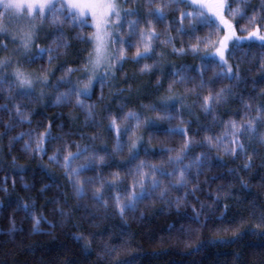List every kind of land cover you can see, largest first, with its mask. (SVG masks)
I'll list each match as a JSON object with an SVG mask.
<instances>
[{
  "label": "trees",
  "instance_id": "16d2710c",
  "mask_svg": "<svg viewBox=\"0 0 264 264\" xmlns=\"http://www.w3.org/2000/svg\"><path fill=\"white\" fill-rule=\"evenodd\" d=\"M163 3L169 0H152V7L147 6V0H137L140 27L145 25V15ZM229 3L232 8L247 5L241 8L245 14L225 13L238 37L256 29L264 34V23L260 22L264 14L259 13L264 0H227ZM132 6L124 4L125 9ZM182 11L192 8L173 3L163 9V22L151 25L159 37L153 44L154 51L136 64L133 58L138 27L122 68L115 67L114 77L105 81L103 87L96 85L90 97L81 98L84 108L77 106L74 94L59 105L54 101L58 93L86 81L84 61L92 45L82 43L80 37L87 41L93 33L88 23L81 29L67 22L56 26L46 22L36 45L56 49L52 34L59 28L67 38L68 48L59 49L51 64L45 53L32 63L27 56L21 57L17 59L19 65L16 61L4 70L5 77L14 80L10 71L19 66L34 77V83L31 95H19L27 89L18 82L11 88L7 82L0 85V264H264V114L257 112V106L264 104V47L261 42L251 41L233 49L229 63L233 72L238 66L239 79L220 76L221 69L208 58V66L202 69L200 57L208 55L212 46L205 48L200 44V51L193 54L190 45L197 43V37L207 38L210 32L216 41L223 32L197 25L198 31L190 36L189 20L184 19L185 34H178ZM254 15L255 23L250 21ZM117 35L129 38L126 24ZM168 37L177 48L189 50L182 55L174 53L171 44L162 43ZM35 49L38 51L35 46L29 55L34 56ZM140 50L143 51L142 46ZM115 52L118 54V46ZM144 64L152 67L141 72ZM182 67L187 80L179 83V75L173 77L172 73ZM45 74L46 88L35 79ZM201 77L206 84L202 89ZM221 90L227 95L213 100L212 111L206 113L203 98L214 97ZM165 103L169 105L171 120L163 118L164 113L151 110V105ZM89 105L94 106L95 113L91 120L87 117ZM130 110L141 114V124L134 133L122 137L124 151L113 153L116 131H108V125L113 116L122 117ZM144 117L154 121L155 126L146 129ZM253 120L254 137L249 139V133H244L237 140L233 122L239 128ZM127 123L118 120L121 129ZM167 129L179 131L170 133ZM46 131L58 139L49 140L44 145L46 154L41 155L35 149ZM21 133L26 135L14 139ZM135 137H142L140 155L129 164L128 145ZM185 140L191 142L189 157L205 153L206 158L199 174L195 168L189 169L183 186L177 181L179 171L175 176H158L160 188L123 215L115 206L114 189H101L100 203L93 199L102 178L107 185H118L121 203L127 202L131 192L140 191L139 187L133 189L130 175L136 165L145 161L171 171L168 161L183 149ZM217 140L222 143L217 144ZM235 142L245 145L243 152L232 151ZM25 144H30L27 151ZM77 145L100 150L101 155L106 149L111 155L105 157L102 167L97 161L79 177H70L65 174L64 157L74 154ZM144 149L150 155H144ZM57 150L59 163H50L48 157ZM91 156V151L84 153L72 161V168L83 165ZM245 164L251 166L245 168ZM97 167H101L99 172ZM114 173H118V178ZM76 179L84 187L83 198L75 195L71 181ZM161 191L165 193L163 199ZM33 217L41 221L36 232L32 231ZM13 222L16 230L10 236Z\"/></svg>",
  "mask_w": 264,
  "mask_h": 264
},
{
  "label": "snow or ice",
  "instance_id": "6c2138e0",
  "mask_svg": "<svg viewBox=\"0 0 264 264\" xmlns=\"http://www.w3.org/2000/svg\"><path fill=\"white\" fill-rule=\"evenodd\" d=\"M131 3L133 6L131 8L125 9L124 4ZM175 3L178 6H183L184 8L192 7V11H182L181 12V27L177 29L178 34H185L182 27L184 19H188L190 23L191 31L187 33L191 34L198 31L197 25H202L208 27L209 29H214L216 31H222L223 36L218 41H213L211 39V32L209 36L205 39L197 37V43L190 45V51L193 54H196L200 51V44H203L205 48L209 45L212 46L214 52L212 54L211 64L221 69L219 73L220 76L232 80L235 78L239 79V68L233 72V67L229 64V57L233 54V49L241 46L240 38L236 37L235 31L233 30V25L230 20L225 18V13H229L232 16L242 15L245 13L241 12L242 7L247 5L238 4L236 8H232V5L225 4L224 0H216L212 3L209 0H169V3L157 4L155 5V11L148 12L143 18L145 25H141V17L139 13V5H137V0H123L122 3L118 0H59V6H57V0H0V21L7 20V24L0 25V33H6L7 27L11 24L16 25V31L12 36L11 43L16 45L17 53L20 56H27L28 62L32 63L37 59H41L45 53L48 55V63L51 64L52 60L56 59V52L59 49H67L68 44L66 42L67 38L64 36V33L57 28V30L52 34L53 43L57 44V48L53 49L51 47L42 48L39 45H35L36 34L39 31L34 21L38 18L41 21V24L48 22L52 26L57 24H63L65 22L71 24L73 28L79 27L83 28L87 24L86 17L90 14L92 18V27L95 29L88 37V40L85 41L81 36L80 40L82 43L87 42L91 43L92 47L88 52L87 59L84 61L85 69L90 71V75L87 77V83L83 89L72 88L70 87L66 92L58 93L54 101L55 104L59 105L66 102L74 94L76 96L77 106L84 108L82 97H90L91 91L94 88L95 83H100L103 87L105 81L110 78L111 69L115 66L117 69L122 68L126 50L133 47L130 42L133 37H137V28L140 27L139 35L137 37L138 44L136 45V53L133 58V62L139 64L141 60L148 59L152 52L154 51L153 44L159 39L155 33L154 28L151 27L153 22H163L165 19L163 9L170 7L171 4ZM147 6L152 7V0H147ZM204 9H207L208 13L211 15H206ZM253 12L256 13L257 9L253 8ZM259 13L264 14V3L261 4L259 8ZM212 17H215L213 19ZM113 20L115 24H113ZM250 21L255 23L256 16L254 15L250 18ZM264 23V19L260 21ZM125 24L128 29V39L119 38L117 35L118 32H123ZM250 37H255L261 41V47H264V34L260 33L259 29H256L253 32L249 33ZM4 40H7V35H4ZM63 39L64 43H59ZM162 43L171 44L172 51L177 54H184L187 50L184 47L177 48L173 44L170 37L165 38ZM35 45L38 51L35 55H29V50ZM110 46H118V54L115 51H110ZM141 46L143 51L141 52ZM7 43L0 44V49L7 50ZM17 53H13L14 55ZM218 57V61L216 58ZM201 65L200 67L206 68L207 63V54L205 57H200ZM105 75L98 76L96 75L98 69L101 66L105 65ZM20 61H17L19 65ZM11 60L6 58H0V71L11 67ZM152 65L144 64L140 69L141 72L148 71ZM190 67V66H188ZM227 67V72H224L223 69ZM71 71V69H68ZM184 68L182 67L179 70H176L172 73L173 77L179 75V83H184L187 80V76L183 75ZM111 76L114 77V73H111ZM14 80H10L7 77L0 76V85L8 83L9 88L13 86L14 83L18 82L21 88H26L27 91L19 93V95H31V89L33 88L34 77L31 74L25 73L20 69L19 66L13 72ZM35 79L41 80L42 86L47 87L48 76L47 74L43 77H35ZM176 83L177 81H173ZM66 83H70L67 82ZM255 83V81H254ZM206 86L205 81L201 77L199 87L202 89ZM59 85H57V88ZM43 94V92L41 93ZM227 93L224 90L217 93L213 96H205L203 98L202 107L203 110L208 113L212 111V101L221 100ZM151 110L155 112L164 113L163 118L171 120L172 116L168 114L169 105L167 103L162 105H151ZM17 112H20V109H17ZM257 112L264 114V104L257 106ZM94 106L89 105L87 108V117L89 120L94 115ZM118 120L127 121V125L121 129ZM135 121V124L131 122ZM143 123L145 128L154 127V121L148 119L147 117L143 118ZM181 123H184L182 120ZM141 124V114L135 111H128L124 113L123 116L115 115L112 117L110 124L108 125L107 130L116 131V136L113 144V153H121L124 151L125 143L122 139L124 135L129 133H134L135 129L138 128ZM99 126V125H97ZM233 135L237 137L243 136L244 133H249V139H252L256 133L255 120L250 121L247 126L241 125L239 128L233 122ZM166 131L170 133H177L178 129H167ZM26 133H21L19 137L14 139L18 140L23 138ZM187 135V133H185ZM98 137H93L96 139ZM57 137L52 136L50 131H46L41 134L40 140L38 141L37 148L35 152L40 153L41 155L46 154L47 149L44 145L47 144L49 140H56ZM205 139L211 142L210 138L206 137ZM142 137H135L131 140V143L128 145L129 158L128 163L131 164L135 161L140 155V141ZM222 143L221 140H217V144ZM264 143V140L261 141ZM191 146L190 140H185L183 149L174 157H170L168 161V167L171 168V171H166L164 167H157L155 165H149L145 161H141L135 167V171L130 173L133 177V189L139 187L140 191L137 193L135 191L131 192L127 197V202L121 203L120 199V189L118 185H107L104 183L103 179L99 180L100 187L96 189V194H94L93 199L100 203L103 201V194L101 189L109 190L114 189L117 193L115 197V206L119 210L120 214L123 215L127 211L134 210L137 203L140 200L151 197L152 193L160 188V182L157 179L158 176H175L177 171H179V176L177 181L180 186H183L184 180L189 173V169L195 168L197 174H199V169L203 166V162L206 158L205 153H201L200 156L191 158L188 156V150ZM30 147V144H25L24 150L27 151ZM245 145L239 142H235V147L232 149L234 153L237 151L243 152ZM91 151V158L87 159L86 163L83 165L72 168V161L80 159L84 153ZM111 154L107 152L106 149L103 150V155L100 154V150L89 149L88 147L80 148L77 145V151L74 154L64 157L63 167L66 170V175L70 177H79V175L88 169H92L94 165L99 161L101 167L106 156ZM144 155H150L147 149H144ZM188 159L189 163L185 164L184 160ZM50 163H59V150L54 152L53 155L48 157ZM250 164H245V168L250 167ZM101 167H97L96 170L99 172ZM114 176L118 178V173H114ZM136 177H139V180H136ZM74 187L75 195L78 198H83L84 196V187L81 186V181L78 179L71 181ZM83 183H89V181H84ZM47 186H45V189ZM127 191V189H125ZM161 198H165V193L161 191ZM177 198V202L179 201ZM106 203V202H105ZM227 207V205H226ZM24 211L27 212V206L24 207ZM34 223L32 231L36 232L39 229L40 219L33 217ZM261 219L264 220V215L261 216ZM54 227V225H53ZM15 226L13 222V228L10 230L9 235L15 231ZM80 239V237H76Z\"/></svg>",
  "mask_w": 264,
  "mask_h": 264
},
{
  "label": "rangeland",
  "instance_id": "374dc122",
  "mask_svg": "<svg viewBox=\"0 0 264 264\" xmlns=\"http://www.w3.org/2000/svg\"><path fill=\"white\" fill-rule=\"evenodd\" d=\"M118 2H120V3H122L123 2V0H118ZM209 2H212V3H214V2H216V0H209ZM224 2H225V4H227V0H224ZM57 6H59V0H57ZM192 8V7H191ZM204 11H205V14L206 15H209L210 13H208V11H207V9H204ZM211 15V14H210ZM213 19H215V17H212ZM225 18H226V16H225ZM86 20H87V23L91 26V28H92V30H93V32L95 31V29L92 27V23H93V21H92V18H91V15L89 14L87 17H86ZM34 23L36 24V26H37V28L39 29V31L37 32V34H36V40H37V37H38V33H40V31L43 29V27L45 26V23H43V24H41V21L37 18L35 21H34ZM4 24H7V20L5 19L4 21H0V25H4ZM113 24H115V21L113 20ZM233 30H234V27H233ZM15 31H16V25L13 23V24H11V25H9L8 27H7V32L6 33H0V44H3V43H7V45H8V47H7V50H3V49H0V58H6V59H10L11 60V65L13 66V64H14V62H16L17 61V59H19V58H23L24 56H20L18 53H17V48H16V45L15 44H13V43H11V41H12V36H13V34L15 33ZM235 31V30H234ZM255 31V30H254ZM235 34H236V32H235ZM4 35H7V40L5 41L4 40ZM223 35H221L216 41H218L221 37H222ZM236 37H238L237 36V34H236ZM240 38V44L242 45V44H247L248 42H251V41H255V42H258V43H260L261 41L260 40H258L257 38H255V37H250L249 36V34L248 35H246L245 37H239ZM36 40H35V45H36ZM35 45H33V47L29 50V54H31V52H32V50L35 48ZM36 50V49H35ZM34 50V51H35ZM110 51H115V46H110V49H109ZM35 52H37V50L35 51ZM213 52H214V49H212V51L207 55V58L208 59H212V54H213ZM13 53H17V54H13ZM26 58V57H25ZM216 60L218 61V57L216 58ZM230 64V63H229ZM231 65V64H230ZM11 66V67H12ZM107 66V62H105V65L104 66H101L99 69H98V71H97V73H96V75H98V76H104L105 75V67ZM5 70V69H4ZM4 70H2V71H0V76H2V77H5V76H7V74H5V71ZM224 72H227V67H225L224 69ZM13 72L14 71H10V77L13 79L14 77H13ZM111 73H114L115 74V66H113V68L111 69ZM111 73H110V78L112 77L111 76ZM91 73H90V71H88V70H86L85 72H84V77H85V79H86V81H85V83L84 84H77L78 82H76V85H75V88H80V89H83L84 88V86H85V84L87 83V77L90 75ZM8 75V76H9ZM109 78V79H110ZM108 80V79H107ZM106 80V81H107ZM98 84H100V83H95V85H94V87L96 86V85H98ZM91 93H92V91H91Z\"/></svg>",
  "mask_w": 264,
  "mask_h": 264
}]
</instances>
